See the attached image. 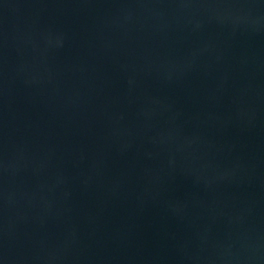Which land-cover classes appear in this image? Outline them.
I'll return each mask as SVG.
<instances>
[{"label":"water","instance_id":"obj_1","mask_svg":"<svg viewBox=\"0 0 264 264\" xmlns=\"http://www.w3.org/2000/svg\"><path fill=\"white\" fill-rule=\"evenodd\" d=\"M0 264H264V0H0Z\"/></svg>","mask_w":264,"mask_h":264}]
</instances>
